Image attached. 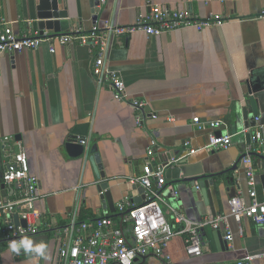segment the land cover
Instances as JSON below:
<instances>
[{
  "label": "crops",
  "instance_id": "0c3cea01",
  "mask_svg": "<svg viewBox=\"0 0 264 264\" xmlns=\"http://www.w3.org/2000/svg\"><path fill=\"white\" fill-rule=\"evenodd\" d=\"M61 1L71 20L66 33L103 27L108 20L130 25L153 7L187 8L201 17L219 13L228 20L203 30L188 27L157 36L137 32L114 40L107 65L121 73L130 96L148 102L142 126L136 124L128 102L115 99L107 85L98 83L92 71L94 53L88 45L54 41V51L46 42L37 49L0 55V196L16 199L23 193L21 185H8L2 179L6 162L17 150L15 142L4 145V137L10 136L23 145L30 170L40 182L34 205L39 215L37 231L26 238L33 247L45 245L42 255L23 249L22 255L14 257L0 223L2 264H55L65 231L73 223L77 229L83 222L108 216L120 224L117 206L126 197L135 201L134 183L129 179L148 172L147 149L152 138L157 141L154 166L173 157L190 158L165 171L161 205L176 234L164 254L174 264L232 263L248 255H254L252 264H264V224L257 225L247 216L236 221L229 205L230 195L236 194L250 202L243 162L248 133L258 129L264 138V91L254 94L257 125L247 128L243 115L250 107L248 81L264 72V0H107L97 6V12L92 0ZM38 3L0 0V21L11 22L18 35L31 28L39 31ZM194 117H200L205 126L198 128ZM217 119L225 122L222 131L232 134V144L213 150L207 144L213 132L210 122ZM82 138L89 141L86 156L94 144L98 146L116 212L98 188L87 157H74L67 147L69 141ZM253 162L261 194L264 152H254ZM206 178L208 200L199 187ZM178 213L191 224L228 215L233 238L226 239L224 223L219 229L207 224L202 228V254L189 255L188 233L182 232L185 221L176 220ZM217 230L219 243L214 236ZM134 264L166 263L149 253Z\"/></svg>",
  "mask_w": 264,
  "mask_h": 264
},
{
  "label": "built area",
  "instance_id": "2783aa9c",
  "mask_svg": "<svg viewBox=\"0 0 264 264\" xmlns=\"http://www.w3.org/2000/svg\"><path fill=\"white\" fill-rule=\"evenodd\" d=\"M107 0H99V7ZM188 2L192 0H187ZM227 16L212 14L201 17L190 9H171L167 7H153L147 14L140 13L135 23L120 25L112 20L106 21L103 27L95 26L89 31H73L58 33L51 36L40 34L38 30L31 28L27 33L18 35L11 22L0 21V55L14 54L24 50L39 48L42 44L50 43V50L54 51V41L61 44L80 43L91 47L94 53L92 71L100 85H107L117 100L128 102L134 109L136 124L142 126L146 121V108L148 102L144 98L130 96L121 73L112 70L107 65L109 51L114 45V40L130 36L133 33L144 32L148 36H157L166 32L195 27L203 30L214 25L227 22ZM156 117V114L152 115ZM194 123L198 128H203L200 117H194ZM259 121V117L256 118ZM226 126L225 122L217 119L210 122L213 132L210 133L207 147L218 150L230 147L232 134L227 130L218 134L217 131ZM15 142L17 150L6 162L2 173L3 181L12 185L17 183L23 187V193L19 198L0 196V223L3 236L11 242H19L29 234L37 231L35 220L39 217L34 210L35 200L40 190L39 178L30 170L28 155L20 141L14 137H4V145ZM84 146H89L86 138L79 140ZM157 148L156 139H151L147 149L148 172L144 176L130 177L129 181L138 183L144 187L145 199L136 203L132 197H126L121 201L117 210L121 213L119 224L113 218L105 216L94 222H83L75 229L74 223L71 229L65 231L66 238L59 249V257L55 264H134L135 261L149 253L161 256L166 264H174L171 258L164 254L170 239L176 234L174 226L167 220L161 203L164 201V184L166 183L165 171L181 158H173L167 163H159L154 166ZM256 151L264 152V138L257 129L250 136L248 153L243 158L247 166L248 177V203L243 194H236L229 200L230 215L238 222L247 216L257 225L264 224V189L259 193L256 176V167L253 162V154ZM191 153L195 150L191 149ZM190 153V154H191ZM154 167H153V166ZM174 197L177 192H173ZM18 215L20 223L15 221ZM228 215H217L213 219L202 223L191 224L183 215L177 214L178 222L185 221L182 232L188 233L186 251L189 255L202 254V228L210 224L214 229H219L220 224L226 227V239L233 238L228 224ZM27 223L24 224L21 221ZM71 230V231H70ZM13 252V251H12ZM24 252H13L14 257H19ZM254 255H248L243 259L232 263L212 264H252Z\"/></svg>",
  "mask_w": 264,
  "mask_h": 264
},
{
  "label": "water",
  "instance_id": "95a60500",
  "mask_svg": "<svg viewBox=\"0 0 264 264\" xmlns=\"http://www.w3.org/2000/svg\"><path fill=\"white\" fill-rule=\"evenodd\" d=\"M93 7L97 12V6L99 5V0H92ZM99 7V6H98ZM94 19H98V16L95 14ZM37 27L39 29L40 34H44L46 30L51 31L53 34L65 33L68 32L71 28V20L69 17L68 9L63 7L61 0H39L37 5ZM249 88V101L250 107L244 109L243 115L246 120V127H255L257 125L256 118L259 116V110L255 98V93L259 91H264V72H260L258 74H253L248 81ZM222 130H219L217 133H222ZM251 134L248 133V137L250 138ZM67 147L70 150V153L74 157H84L86 156L85 146L78 141H69L67 143ZM89 155L86 156L87 160L92 164L96 178L98 180V188L101 191L105 192V197L107 198L108 204L110 206L111 211L116 212V206L114 200L112 198V191L109 188V181L106 179V173L104 171V166L102 163V157L100 152L98 151V146L94 144L89 151ZM174 158V157H173ZM190 160V158H184L180 161L186 162ZM157 161L160 162V158H157ZM212 178V177H211ZM208 179H203L199 187L202 188L203 195L206 200L209 198V189ZM264 183V176L262 177ZM214 185V182H213ZM217 188V186H216ZM132 189L134 190L135 202L140 203L145 199L144 187L138 183H134L132 185ZM233 197V195H230ZM15 221L17 224L20 223L18 215H15ZM22 223L26 224L27 222L22 220ZM219 231L214 232L215 239L217 243L220 242L219 239ZM226 235V234H225ZM6 241H8L6 239ZM0 264H2V257L0 253Z\"/></svg>",
  "mask_w": 264,
  "mask_h": 264
},
{
  "label": "clouds",
  "instance_id": "9594fccd",
  "mask_svg": "<svg viewBox=\"0 0 264 264\" xmlns=\"http://www.w3.org/2000/svg\"><path fill=\"white\" fill-rule=\"evenodd\" d=\"M10 248L13 252H19L21 248L25 250V252L43 254L45 250V245L43 243L37 244L33 247V242L31 239L24 238L19 242L13 241L10 244Z\"/></svg>",
  "mask_w": 264,
  "mask_h": 264
}]
</instances>
